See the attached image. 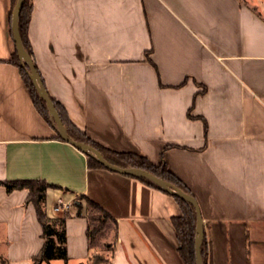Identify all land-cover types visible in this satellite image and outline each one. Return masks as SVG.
I'll list each match as a JSON object with an SVG mask.
<instances>
[{
	"label": "crops",
	"instance_id": "1",
	"mask_svg": "<svg viewBox=\"0 0 264 264\" xmlns=\"http://www.w3.org/2000/svg\"><path fill=\"white\" fill-rule=\"evenodd\" d=\"M31 2L34 61L73 124L104 147L157 165L164 154L200 203L212 264H264L260 1ZM11 8L12 0H0V180L55 184L47 191L52 217L65 215L53 207L59 196L86 195L116 218L115 245L91 247L88 219L72 202L66 264H94L98 251L108 253L99 264H187L172 224L181 212L175 195L90 167L38 110L19 67L6 61L15 51ZM27 197L25 188L0 184V264H30L43 245Z\"/></svg>",
	"mask_w": 264,
	"mask_h": 264
},
{
	"label": "trees",
	"instance_id": "2",
	"mask_svg": "<svg viewBox=\"0 0 264 264\" xmlns=\"http://www.w3.org/2000/svg\"><path fill=\"white\" fill-rule=\"evenodd\" d=\"M15 1L16 0H12V6L14 5ZM32 10L33 4L31 0H25L20 15V32L26 48L33 56L34 54L28 35V27ZM6 61L19 67L20 72L30 90L36 107L47 120H50L46 102L39 96L32 83L31 78L29 77L25 69L22 67L17 51L15 50L12 56ZM205 89L206 87L202 90V92H197V94L205 93ZM53 100L57 106V109L62 117L63 122L68 128L69 133L74 138L83 140L96 146L104 153L106 158L113 163L123 166L134 165L145 168L169 181L178 184L179 186L189 191L187 186L169 170L168 163L166 160L160 162V164L157 165L154 164L148 157L144 155L135 152L115 151L102 146L101 144L90 138L87 133L81 131L75 124H73L67 110L63 107V105L58 100L54 98ZM199 117L204 120L205 129L207 133L208 122L206 118L202 116ZM59 137L62 138L60 135ZM162 157L163 159H165L164 154L162 155ZM88 163L90 167L105 168L103 164H101L91 156L88 157ZM141 180L151 186L159 188L158 186L146 179L142 178ZM0 184H3L8 191L23 188L27 189V201L32 202L35 206L38 220L42 225V236L44 238V242L39 252L32 256L30 264H42L44 261L50 262L52 259L57 258L67 260L69 258L66 230L67 213L63 216L52 217L48 214L47 210V191L49 188L57 186L48 182L44 178L5 179L0 180ZM78 197L79 202L74 201L73 206L75 207L77 214L84 213L88 219L87 234L90 246L107 247L111 249L115 245L118 234V222L116 218L104 206L89 198L88 196L78 195ZM175 197L180 204L181 213L172 217V224L177 233V237L181 245L180 253L182 254L187 264H196V212L194 206L191 203L185 201L184 199L178 196ZM111 232H113L114 235L113 239L106 240L105 238L108 237ZM204 247L205 249L202 252L205 257V264H212V256L210 255V251L208 249L209 247L207 240H205L204 242ZM106 260H108V253L106 252L98 251L92 254V262L94 264H99Z\"/></svg>",
	"mask_w": 264,
	"mask_h": 264
},
{
	"label": "water",
	"instance_id": "3",
	"mask_svg": "<svg viewBox=\"0 0 264 264\" xmlns=\"http://www.w3.org/2000/svg\"><path fill=\"white\" fill-rule=\"evenodd\" d=\"M25 0H16L14 5L11 8L10 12V29L11 35L14 42L15 50L18 53L22 67L25 69L27 74L32 80V83L38 92L39 96L46 102L48 113L51 121L53 122L54 127L58 131V134L62 137L63 140L72 144L74 147L82 151L88 156L95 158L98 162L103 164L106 169L135 177L138 179H146L161 190L178 196L185 201L191 203L194 206L196 212V234H195V251H196V264H205L204 257L202 254V247L205 240V226H204V217L202 214V209L200 203L198 202L196 196L190 191L184 189L178 184L169 181L145 168L134 166V165H119L109 161L104 153L92 145L91 143L85 142L83 140L74 138L68 131L67 126L62 120V117L57 109V106L50 95L42 76L35 64L33 56L30 54L28 49L25 46L23 38L20 32V15L23 8ZM163 159L162 161H164ZM181 213V212H180ZM180 247V243L178 242Z\"/></svg>",
	"mask_w": 264,
	"mask_h": 264
},
{
	"label": "built area",
	"instance_id": "4",
	"mask_svg": "<svg viewBox=\"0 0 264 264\" xmlns=\"http://www.w3.org/2000/svg\"><path fill=\"white\" fill-rule=\"evenodd\" d=\"M72 200L67 198L65 195H61L58 197L56 203L54 204V210L57 213L66 214L70 211Z\"/></svg>",
	"mask_w": 264,
	"mask_h": 264
},
{
	"label": "rangeland",
	"instance_id": "5",
	"mask_svg": "<svg viewBox=\"0 0 264 264\" xmlns=\"http://www.w3.org/2000/svg\"><path fill=\"white\" fill-rule=\"evenodd\" d=\"M259 1H260V2H259L260 5H261L260 7H261L262 9H264V0H259ZM47 111H48V110H47ZM75 198H76V199H79L78 196H76ZM112 235H113V232H111V234H110L108 237H106L105 239H106V240H111ZM103 240H104V239H103ZM103 240H102V241H103ZM101 244H102V243H101ZM102 245H103V244H102ZM102 245H101V246H102ZM107 249H110V248H107ZM64 260H65V259L57 258V260H54L55 263H53V264H66ZM45 264H49V263H45ZM80 264H82V263H80Z\"/></svg>",
	"mask_w": 264,
	"mask_h": 264
},
{
	"label": "flooded vegetation",
	"instance_id": "6",
	"mask_svg": "<svg viewBox=\"0 0 264 264\" xmlns=\"http://www.w3.org/2000/svg\"><path fill=\"white\" fill-rule=\"evenodd\" d=\"M205 240H206V238H205ZM205 240H204V242H205ZM204 249H205V247H204V243H203L202 251H204ZM202 254H203V252H202ZM203 257H204V255H203ZM204 262H205V257H204Z\"/></svg>",
	"mask_w": 264,
	"mask_h": 264
}]
</instances>
